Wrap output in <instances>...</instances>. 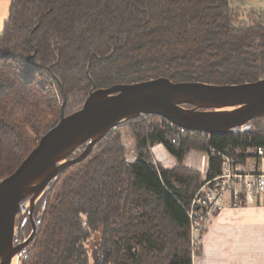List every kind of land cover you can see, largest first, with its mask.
I'll list each match as a JSON object with an SVG mask.
<instances>
[{
  "label": "trees",
  "instance_id": "trees-1",
  "mask_svg": "<svg viewBox=\"0 0 264 264\" xmlns=\"http://www.w3.org/2000/svg\"><path fill=\"white\" fill-rule=\"evenodd\" d=\"M247 14L242 21L232 0H11L0 33V181L58 125L63 101L69 115L94 86L264 79V7ZM251 124L228 134L186 130L176 143L160 115L114 127L51 183L34 209L40 225L21 264H193L187 208L222 173V153L235 163L258 157L247 151L264 147V117ZM125 127L136 141L129 163ZM158 144L175 167L151 159ZM193 151L208 155L205 174L184 165ZM26 216L18 217L19 239L32 229Z\"/></svg>",
  "mask_w": 264,
  "mask_h": 264
},
{
  "label": "water",
  "instance_id": "water-1",
  "mask_svg": "<svg viewBox=\"0 0 264 264\" xmlns=\"http://www.w3.org/2000/svg\"><path fill=\"white\" fill-rule=\"evenodd\" d=\"M65 104L66 99L58 125L39 139L10 176L0 181V264H12L16 256L21 263L40 225L34 209L51 183L67 168L86 159L114 127L142 114H155L189 131L244 132L251 128L254 118L264 117V79L223 86L160 77L106 88L94 86L82 107L69 115L65 114ZM83 145L85 149L72 157ZM20 214H27L23 221L32 224L30 233L23 232L22 239L18 238Z\"/></svg>",
  "mask_w": 264,
  "mask_h": 264
},
{
  "label": "crops",
  "instance_id": "crops-1",
  "mask_svg": "<svg viewBox=\"0 0 264 264\" xmlns=\"http://www.w3.org/2000/svg\"><path fill=\"white\" fill-rule=\"evenodd\" d=\"M10 3L11 0H0V33L8 19ZM252 159L255 167L245 172L264 171V159ZM193 264H264V202L250 200L240 205L229 198L225 209L212 218L202 235Z\"/></svg>",
  "mask_w": 264,
  "mask_h": 264
},
{
  "label": "built area",
  "instance_id": "built-area-1",
  "mask_svg": "<svg viewBox=\"0 0 264 264\" xmlns=\"http://www.w3.org/2000/svg\"><path fill=\"white\" fill-rule=\"evenodd\" d=\"M168 122L172 130V141L176 143L187 129ZM256 154L264 159V147H258ZM222 157L224 158L222 173L207 180L195 193L187 208L193 257L197 253L195 251L200 249V247H195L198 240L202 238L212 218L225 209L229 198L240 205L250 200L264 202V171H241L230 155L222 153Z\"/></svg>",
  "mask_w": 264,
  "mask_h": 264
},
{
  "label": "rangeland",
  "instance_id": "rangeland-1",
  "mask_svg": "<svg viewBox=\"0 0 264 264\" xmlns=\"http://www.w3.org/2000/svg\"><path fill=\"white\" fill-rule=\"evenodd\" d=\"M232 5L235 6V8H237L238 11L240 12V19L242 21L249 22L247 13L251 9L264 7V0H232ZM120 131L119 132L123 138V143L126 150V159L128 163L133 162L137 157L135 138L133 137L131 129L128 127L122 128ZM150 151H151V159L154 158L153 161L156 162L158 166L172 168L178 164L177 159L167 151L164 145L161 144L155 145ZM249 153L254 154L256 153V150H248L247 154ZM252 157L254 156H249L246 159L245 164L241 160L236 161V164L239 166L241 171L252 170L255 167V159H252ZM183 163L185 166L199 170L202 172V174H204L206 173L208 168V155L203 152L193 151L185 158V161ZM263 165H264V160H263ZM195 247L201 248V239L198 240V243ZM191 250L193 251L192 241H191ZM198 250L195 252H198Z\"/></svg>",
  "mask_w": 264,
  "mask_h": 264
},
{
  "label": "bare ground",
  "instance_id": "bare-ground-1",
  "mask_svg": "<svg viewBox=\"0 0 264 264\" xmlns=\"http://www.w3.org/2000/svg\"><path fill=\"white\" fill-rule=\"evenodd\" d=\"M12 264H20L17 256L14 258Z\"/></svg>",
  "mask_w": 264,
  "mask_h": 264
}]
</instances>
